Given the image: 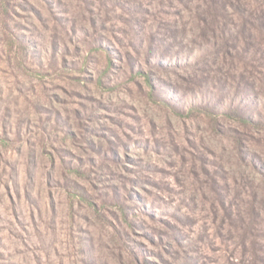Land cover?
<instances>
[{
    "label": "rangeland",
    "instance_id": "1",
    "mask_svg": "<svg viewBox=\"0 0 264 264\" xmlns=\"http://www.w3.org/2000/svg\"><path fill=\"white\" fill-rule=\"evenodd\" d=\"M0 264H264V0H0Z\"/></svg>",
    "mask_w": 264,
    "mask_h": 264
},
{
    "label": "trees",
    "instance_id": "2",
    "mask_svg": "<svg viewBox=\"0 0 264 264\" xmlns=\"http://www.w3.org/2000/svg\"><path fill=\"white\" fill-rule=\"evenodd\" d=\"M149 80L151 81L150 78H149ZM227 113L230 114V115L238 116V114H237V110L234 111L233 109H231V110L228 111ZM238 117H240L241 119H243L242 116H238ZM255 123H257V124H261V120L259 119L258 121H255Z\"/></svg>",
    "mask_w": 264,
    "mask_h": 264
}]
</instances>
